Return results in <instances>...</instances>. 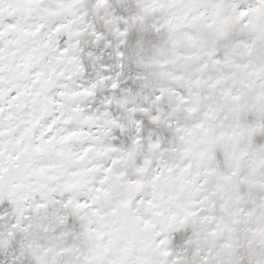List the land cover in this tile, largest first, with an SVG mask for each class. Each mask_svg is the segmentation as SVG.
I'll return each mask as SVG.
<instances>
[{
	"label": "snow or ice",
	"instance_id": "1",
	"mask_svg": "<svg viewBox=\"0 0 264 264\" xmlns=\"http://www.w3.org/2000/svg\"><path fill=\"white\" fill-rule=\"evenodd\" d=\"M0 264H264V0H0Z\"/></svg>",
	"mask_w": 264,
	"mask_h": 264
}]
</instances>
